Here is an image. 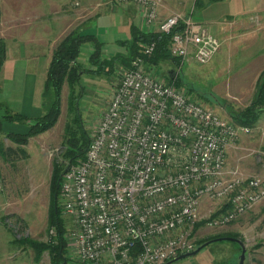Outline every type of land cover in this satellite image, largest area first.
Returning <instances> with one entry per match:
<instances>
[{
    "label": "built area",
    "instance_id": "built-area-1",
    "mask_svg": "<svg viewBox=\"0 0 264 264\" xmlns=\"http://www.w3.org/2000/svg\"><path fill=\"white\" fill-rule=\"evenodd\" d=\"M108 3L136 4L146 31L168 34L182 23L168 46L182 61L206 64L219 51L218 36L191 16L159 18L156 0ZM154 47L144 42V55ZM249 129L162 80L136 56L112 89L84 156L61 174V207L73 220L79 262L163 264L194 249L203 198L226 206L209 226L233 221L261 202L264 177L224 171L227 148Z\"/></svg>",
    "mask_w": 264,
    "mask_h": 264
},
{
    "label": "rangeland",
    "instance_id": "rangeland-1",
    "mask_svg": "<svg viewBox=\"0 0 264 264\" xmlns=\"http://www.w3.org/2000/svg\"><path fill=\"white\" fill-rule=\"evenodd\" d=\"M108 1L0 0V40L5 42L6 55L10 57L19 48L25 52L29 44L27 42L37 41L40 45L51 46L74 29L91 32L88 25L98 14L111 7ZM202 2L207 4V0ZM187 7H190L192 19L218 36L221 42L219 51L206 64H198L192 59L187 62L181 59L176 66L171 60L165 59L147 69L168 82V71L176 68V75L179 74L182 81L178 87L211 106L221 116L230 119L228 109L241 110L250 103L256 80L264 70V16L261 14L264 9H259L258 12L248 9L247 16L244 15L246 18L242 20L226 17L216 22L212 30L201 16L202 8L195 7L194 2ZM48 26H51L50 29ZM155 28L153 26V30ZM126 32L128 37V31ZM119 38L124 39V36L120 35ZM122 49L123 46L119 43H105L103 56H113ZM89 53L90 45L86 43L78 57V62L86 72L81 75L76 85L79 114L77 121H74L73 113L68 110L69 88L64 82L60 114L50 129L28 138L26 144L19 146L0 134V148L3 150V155H0V264H52L49 250L40 249L36 245L53 243L56 235L55 227L49 224L52 207L50 183L55 163L61 174L68 162L64 155L66 126L69 125L75 135H81L84 130L89 138L108 104L112 89L128 67L115 63L111 75H94L87 71L91 66L87 62ZM122 54H127L125 47ZM7 64L10 68V62ZM16 67L13 75H8V67L2 70L0 115L7 110L34 116L35 108L29 111L26 104L30 102L33 105L35 87H30V76L21 73L18 65ZM20 97V104H17ZM28 125L24 121H3L1 130L25 132ZM263 140L264 118L258 129L253 126L247 133L240 134L235 143L236 153L226 154L224 170H237L244 177L260 175L251 170L249 164L251 160L258 166L264 164L259 160L260 153L264 151ZM11 144L14 151L7 153L6 148ZM239 145L243 147L240 148ZM17 148H23L26 151L25 156ZM58 201L61 206L60 197ZM221 207L219 201L203 198L199 220H208ZM255 207L224 225L209 226L208 221L199 225L193 233L194 249L199 241L206 242L230 234L229 236L242 240L246 251L248 249L249 252H254L260 247L256 244H264V199ZM60 219L64 228L66 251L64 259L58 264H78L80 262L70 237L73 220L63 210L60 212ZM239 246L231 240H214L196 254L171 264H237L241 251Z\"/></svg>",
    "mask_w": 264,
    "mask_h": 264
},
{
    "label": "trees",
    "instance_id": "trees-1",
    "mask_svg": "<svg viewBox=\"0 0 264 264\" xmlns=\"http://www.w3.org/2000/svg\"><path fill=\"white\" fill-rule=\"evenodd\" d=\"M215 1L220 0H207V3ZM203 5L204 4L202 0H195V7L199 8ZM131 28L132 34L130 39L119 41L120 44L127 50V54L118 52L115 55L109 57L103 56L102 42L94 34L82 32L81 29H74L70 31L59 41L52 52V57L48 65L47 76L42 92L41 113L36 116H28L20 112L13 113L5 110V113L0 115V132L2 131L1 122L4 120L27 122L29 125L27 131L25 132L2 131L3 135H5V137L9 138L14 143L18 145H24L27 143L28 138L41 134L50 129L56 123L60 114L61 89L64 82L67 83L69 88L68 110L73 113L74 121L79 119L77 108L78 94L76 85H78L81 75L86 71L82 69L80 63L78 62V57L83 45L86 43L90 45V53L87 57V62H89L91 65L87 71L94 75H111L114 72L115 63H120L129 67L131 61L136 56L140 55L144 56L147 67L151 65L155 66L159 64L160 61L165 59L171 60L176 66L179 65L181 58L172 56L169 53L168 46L173 32L183 28L182 23L174 27L168 34L158 31H143L137 29L133 25ZM2 41L3 40H0V68L6 58L5 42L3 43ZM144 42H154L155 44L154 50L149 56L144 55L143 53V48L141 45ZM177 75L179 76V74ZM177 75L176 68H171L168 71V83L171 82L176 86H179V83L182 81L180 76L178 77ZM1 106L2 104L0 103V108ZM262 112H264V70L256 80L253 97L250 103L241 110L230 108L228 109L227 113L230 117V120L235 124L253 127L256 125ZM65 136L64 155L68 159L67 163H72L84 156L89 138L84 130L81 135H75L74 131L69 125L66 126ZM6 149L7 153L14 151L13 147H7ZM262 149L264 150V143L262 144ZM17 150L25 156L26 151L23 148H17ZM0 152H3L2 148H0ZM55 165L56 167L54 170V175L50 183L52 207L49 214V224L55 227L56 235L54 242L56 243L49 242L36 245L40 246V249L46 248L49 250L52 264H58L60 260H63L66 251L64 228L60 219V212L62 210L58 201V198L60 197V181L62 173L60 174V168L57 163H55ZM225 208L226 206L223 205L219 210L213 212L206 221L216 217L219 213L224 211ZM206 221L199 220L194 226L193 233L199 225L205 223ZM227 235L229 236L230 234ZM204 241L205 240L199 241L197 246L202 244ZM239 248L241 249L240 246Z\"/></svg>",
    "mask_w": 264,
    "mask_h": 264
},
{
    "label": "crops",
    "instance_id": "crops-1",
    "mask_svg": "<svg viewBox=\"0 0 264 264\" xmlns=\"http://www.w3.org/2000/svg\"><path fill=\"white\" fill-rule=\"evenodd\" d=\"M156 1L158 2L159 18H165L166 16L172 14L173 12L178 13L179 11L181 12V14L185 16H191V11L189 10L190 7L187 6H190V4H192L193 2L195 5V0H156ZM199 8L200 9L202 8L201 16L204 18L205 20L204 22L208 23L211 26V29L213 30V27H215L216 22L226 17L230 16L231 19L237 18L239 20H242L246 18L245 16H247L248 9H250V11L256 10L257 12L260 11L259 9H264V0H220V1L207 3L206 5H203L202 7ZM261 14L264 16V13ZM142 24H143V16L139 7L136 4L125 3L116 6H111L105 12L98 14L93 20V22L87 27L91 29L90 30L91 32H88L86 30L84 32L94 34L102 42V51H103V45L105 43L120 44L119 41L130 39V36L132 34V28H131L132 25L135 26L137 29L145 30L146 28L145 27L143 28ZM48 27L50 29L51 26ZM110 28H112V31H110ZM126 30L128 31V37ZM50 35L52 34L50 33ZM120 35H123L124 39H120L119 38ZM58 41L52 44L51 46H43V44L40 45L38 44L37 41L33 43L27 42L29 44L27 45L25 52H23V50L19 48L17 49V52L12 53L10 57L9 55H6V58L3 61L0 68V80L3 79L2 77L3 68L4 70H6V67H8L7 68L8 75H13V71L15 70V68H17L16 67L17 65L19 67L18 69L21 70L20 71L21 73H25V75L30 76V83H31L30 87L31 86L35 87V92H34V98L32 100L33 105L30 102L29 103L27 102L26 105L30 108L29 111L32 109L34 110L35 108L34 112H36V114L34 116L40 114L42 111L41 109L42 92L44 89V84L47 76V69L52 57V52L57 45L56 43H59ZM123 51H124V46L119 53H122ZM7 62H10V68ZM20 99L21 97L17 99V104H20ZM27 99L28 96H26V100ZM29 101H31L30 96H29ZM263 118H264V112H262V114L260 115L257 124L254 126V128L258 129L261 126ZM2 123L3 121L1 122V124ZM2 131L0 132V134L3 135ZM8 132H19V131L8 130ZM263 143L264 140L262 144ZM9 147H13V144L9 145ZM236 147L237 146L228 147L227 153L229 154L233 152L236 153V151H234ZM239 147L241 148L243 146L239 145ZM2 153L3 152H0V155H3ZM263 165L264 164L258 166L252 160L251 163L249 164L251 170L257 171L258 174L264 177ZM224 171L227 172L226 169ZM255 209L256 207L254 208V210ZM256 245H259L260 247L259 248L257 247V249H255L254 252L252 253L249 252V250L247 249L245 264H264V252H263L264 244L261 245L259 243Z\"/></svg>",
    "mask_w": 264,
    "mask_h": 264
},
{
    "label": "water",
    "instance_id": "water-1",
    "mask_svg": "<svg viewBox=\"0 0 264 264\" xmlns=\"http://www.w3.org/2000/svg\"><path fill=\"white\" fill-rule=\"evenodd\" d=\"M214 240H231V241H234V242H237L240 247H241V251H240V254H239V260H238V263L237 264H245V258H246V248L243 244V242L239 239V238H236V237H232V236H224V237H217V238H214V239H211L209 241H206L204 242L203 244H200L199 246L196 247V249H193L189 252H185V253H182V254H179L178 256H176L175 258L173 259H170L168 261H166L165 263L163 264H171L179 259H182L184 257H187V256H190V255H194L196 254L200 249H202L203 247H205L208 243L214 241ZM62 264V263H61Z\"/></svg>",
    "mask_w": 264,
    "mask_h": 264
}]
</instances>
